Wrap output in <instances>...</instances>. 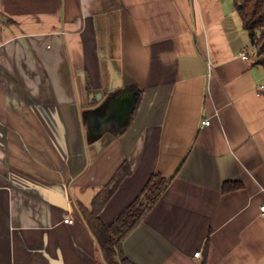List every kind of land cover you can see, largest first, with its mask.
Instances as JSON below:
<instances>
[{"label":"crops","instance_id":"obj_1","mask_svg":"<svg viewBox=\"0 0 264 264\" xmlns=\"http://www.w3.org/2000/svg\"><path fill=\"white\" fill-rule=\"evenodd\" d=\"M256 56L233 0H0V264H105L81 206L126 161L107 224L172 179L134 264H264Z\"/></svg>","mask_w":264,"mask_h":264},{"label":"trees","instance_id":"obj_2","mask_svg":"<svg viewBox=\"0 0 264 264\" xmlns=\"http://www.w3.org/2000/svg\"><path fill=\"white\" fill-rule=\"evenodd\" d=\"M243 28L249 33L250 43L256 49V64L264 66V0H233ZM130 173L126 161L115 172L112 181L99 190L92 201L91 208L83 207L82 213L91 232L96 238L105 264H134L123 251V243L146 214L154 208L172 179L158 174L153 175L143 188V192L132 201L114 220L107 224L100 217L101 211L112 198L120 184ZM230 183L224 188H231Z\"/></svg>","mask_w":264,"mask_h":264},{"label":"built area","instance_id":"obj_3","mask_svg":"<svg viewBox=\"0 0 264 264\" xmlns=\"http://www.w3.org/2000/svg\"><path fill=\"white\" fill-rule=\"evenodd\" d=\"M243 57H244V59H247L248 58V54H244ZM258 92L260 94L261 93L262 94L264 93V83L262 85H260V87L258 89ZM210 123H211V120L209 118H205V119L202 120V125L203 124L204 125H209ZM261 209H262V213L264 214V205H262ZM69 220H70V218L69 217H66L65 222H68ZM201 254H202V252L201 251H198L197 253H195V256L196 257H200Z\"/></svg>","mask_w":264,"mask_h":264},{"label":"rangeland","instance_id":"obj_4","mask_svg":"<svg viewBox=\"0 0 264 264\" xmlns=\"http://www.w3.org/2000/svg\"><path fill=\"white\" fill-rule=\"evenodd\" d=\"M254 51H256V49L254 48Z\"/></svg>","mask_w":264,"mask_h":264},{"label":"water","instance_id":"obj_5","mask_svg":"<svg viewBox=\"0 0 264 264\" xmlns=\"http://www.w3.org/2000/svg\"><path fill=\"white\" fill-rule=\"evenodd\" d=\"M256 58H257V56H256Z\"/></svg>","mask_w":264,"mask_h":264}]
</instances>
